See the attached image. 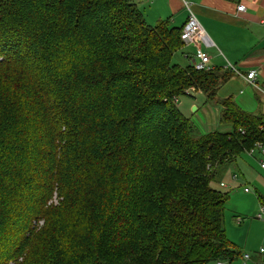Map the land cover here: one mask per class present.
Masks as SVG:
<instances>
[{"label": "trees", "instance_id": "trees-1", "mask_svg": "<svg viewBox=\"0 0 264 264\" xmlns=\"http://www.w3.org/2000/svg\"><path fill=\"white\" fill-rule=\"evenodd\" d=\"M183 29L135 0H0V264L240 255L212 182L264 156V114L217 97L231 72L174 59ZM197 93L231 130L200 133L178 105Z\"/></svg>", "mask_w": 264, "mask_h": 264}, {"label": "crops", "instance_id": "crops-1", "mask_svg": "<svg viewBox=\"0 0 264 264\" xmlns=\"http://www.w3.org/2000/svg\"><path fill=\"white\" fill-rule=\"evenodd\" d=\"M135 1L144 12L147 22L152 26L168 21L170 24L184 27L189 16V11L184 6L183 0ZM189 1L192 3V10H194L214 43L213 47H205L204 49L211 57V67L222 68L223 71L231 72L230 78L218 89L217 95L224 90L222 97L219 95V98L232 97L237 103H240L247 99V96L242 95L246 91L248 95L250 89H252L256 98H259V106L262 114H264V103H262L264 102V0ZM242 4L246 9L239 11L237 7ZM189 47H192V49H189ZM184 49V51L181 49V52L175 53V56H177L176 61L182 65L190 62L194 63L196 48L185 46ZM185 52L190 55L187 56L184 54ZM229 64L233 65L235 69L229 67ZM249 70L257 71L255 81L258 87L245 79L244 75ZM241 88L245 91L238 93ZM197 95L203 97L204 107L212 105L205 102L206 97L204 94L197 93ZM219 108L218 106V112ZM253 156L264 157L258 151ZM236 180L237 174H233L228 184H226L225 179L219 183L225 187H232L231 184ZM260 197L263 198L264 195H260ZM234 216L240 220L238 214ZM256 219L258 220L256 223H253V218L249 220V223L246 221L247 228L245 226L240 227V224L232 226L233 228L229 226V230L226 225L228 237L238 246L240 255L233 262H222V264H264V252L261 250L264 246V221ZM251 232L253 236L249 238ZM246 252L251 253L250 258L247 260L244 258ZM212 262L219 264V262Z\"/></svg>", "mask_w": 264, "mask_h": 264}, {"label": "rangeland", "instance_id": "rangeland-1", "mask_svg": "<svg viewBox=\"0 0 264 264\" xmlns=\"http://www.w3.org/2000/svg\"><path fill=\"white\" fill-rule=\"evenodd\" d=\"M189 49H192V47H189ZM176 57L177 56L174 57L175 60L177 59ZM241 91L244 92L245 90L241 88L238 93ZM223 92L224 90L222 93ZM222 93H219L217 97H219V95L222 97ZM242 96H247L245 101L238 103L243 110L256 114L262 113L259 106V98H256L255 92H253L252 89H250L248 95L246 91ZM178 98L179 108L186 116L191 118L193 124L198 127V130H200V133L207 131L210 132L217 129L224 131L231 130V126L220 123L217 104L207 105L204 107L203 97L199 95H197L196 98L188 95L179 96ZM194 106L196 109H193ZM262 159L264 160V157H255L248 152L242 153L238 157L237 161H234L232 165L227 168V171L219 175L217 181L212 182V185L216 188H220L223 191H228L230 193V200L225 211V225H227L228 229L229 226L232 227L240 224V227L245 226L247 228L246 221L249 223V220L252 218L253 223L258 221L256 218L262 209V202L258 196L264 195V169L260 168V160ZM233 174H237V180L231 184L233 185L232 187L220 185V178L222 181L225 179L226 184H228V182L232 179ZM246 187H249V192H245ZM60 199V194L57 191L54 193L52 200L49 201V204L52 203L53 205H57ZM235 214H238L241 220H239L238 217H235ZM44 223L45 220L43 219V221L39 223V226L42 227ZM252 232L254 233L253 227ZM252 232L249 238L253 236ZM261 250H264V246ZM245 254L249 256L251 255V253L248 252ZM207 264L215 263L210 262Z\"/></svg>", "mask_w": 264, "mask_h": 264}, {"label": "built area", "instance_id": "built-area-1", "mask_svg": "<svg viewBox=\"0 0 264 264\" xmlns=\"http://www.w3.org/2000/svg\"><path fill=\"white\" fill-rule=\"evenodd\" d=\"M183 2H184V6L186 7V9L189 11V16H188L186 23L184 24L185 26H184V29L182 30V33H181V39L184 41L185 46H194L196 48L195 52H194V54H195V61H194L195 68H197L198 70H200V69L210 70L212 68L211 64H210V58L211 57L208 53L205 52L204 49H205V47L206 48L213 47L214 46L213 40L208 35L203 24L200 23L199 18L195 14L194 10H192V3L189 0H183ZM237 8L239 11L246 9L243 4L238 6ZM184 54H186L187 56L190 55L188 52H185ZM229 65H230L229 67H232L233 69H235V67H233V65H231V64H229ZM228 70H230V69L228 68ZM256 76H257L256 70H249L247 72V74L244 75V77L247 81H249L250 83H252L258 87V85L255 81ZM255 147L261 148L262 143H256L255 146L253 148H251L249 151L253 152V149ZM262 151L264 152V148L262 149ZM262 166H264V164H262ZM248 189L249 188H246V191H248ZM258 217L264 221V206L262 207ZM262 252H264V250H262ZM244 258H245V260H247L250 258V256L245 254ZM219 264H221V263H219Z\"/></svg>", "mask_w": 264, "mask_h": 264}, {"label": "water", "instance_id": "water-1", "mask_svg": "<svg viewBox=\"0 0 264 264\" xmlns=\"http://www.w3.org/2000/svg\"><path fill=\"white\" fill-rule=\"evenodd\" d=\"M189 92L191 93V95L194 94V91L192 89ZM193 109H196V107L194 106Z\"/></svg>", "mask_w": 264, "mask_h": 264}]
</instances>
